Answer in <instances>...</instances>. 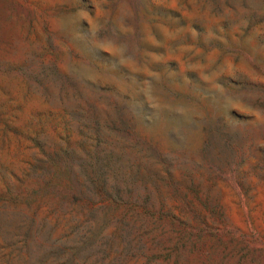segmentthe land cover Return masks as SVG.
<instances>
[{"label":"rangeland","instance_id":"1","mask_svg":"<svg viewBox=\"0 0 264 264\" xmlns=\"http://www.w3.org/2000/svg\"><path fill=\"white\" fill-rule=\"evenodd\" d=\"M0 264H264V0H0Z\"/></svg>","mask_w":264,"mask_h":264}]
</instances>
